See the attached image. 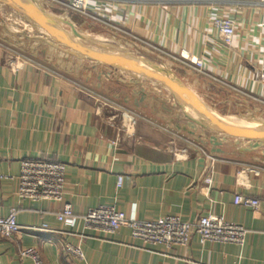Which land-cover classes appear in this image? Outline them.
Returning <instances> with one entry per match:
<instances>
[{"label":"crops","instance_id":"1","mask_svg":"<svg viewBox=\"0 0 264 264\" xmlns=\"http://www.w3.org/2000/svg\"><path fill=\"white\" fill-rule=\"evenodd\" d=\"M38 1L55 19L68 12L50 0ZM88 13L96 19L89 23L106 26L140 50L173 60L187 52L204 60L206 85L234 92L236 101L264 116L257 111L264 109V83L257 78L264 80V0H88ZM16 15L21 26L12 16L0 18V41L38 65L22 63L15 70L0 48V218L15 209L22 227L12 239L0 237V264H33L20 258L28 248H36L44 264H264V145L248 146L199 128L141 77L93 62L85 66ZM220 18L234 24L230 48L214 26ZM125 112L137 117L134 126L123 119ZM160 127L206 155L190 147L187 157H176L168 150L170 133ZM24 160L66 164L63 203L18 197ZM243 198L259 200V209L241 204ZM66 204L75 220L61 223L57 216ZM109 205L142 221L223 216L247 236L243 245H201L194 235L188 246L166 248L143 246L126 228L114 234L88 230L85 214ZM65 242L81 246L85 259L66 255Z\"/></svg>","mask_w":264,"mask_h":264},{"label":"built area","instance_id":"2","mask_svg":"<svg viewBox=\"0 0 264 264\" xmlns=\"http://www.w3.org/2000/svg\"><path fill=\"white\" fill-rule=\"evenodd\" d=\"M50 1L81 16L92 17L88 13V0ZM214 26L218 30L223 44L230 48L235 37L234 24L228 19L220 18L214 21ZM0 48L7 52L9 65L15 70H19L18 65L22 63L37 64L32 57L18 52L2 41H0ZM181 56L187 64L194 66L198 71L205 69L204 60L187 52L182 53ZM98 102L102 103L100 99H98ZM136 118L135 114L130 112H125L123 115V119L128 120L131 126L136 123ZM161 129L170 133L168 150L176 157H187L190 147L196 148L202 155H206L203 149L184 137L166 128ZM180 143H184L185 147H180ZM210 159L213 160V158ZM18 182L17 195L21 200L63 203L67 194V166L61 162L24 160L21 162V173ZM205 183L208 187L211 186L213 184L212 178H207ZM122 185L123 178L120 177L118 187L120 188ZM240 200H242L241 204L253 210H258L260 207V201L257 199L243 198ZM17 214V210L14 209L7 217L0 218L1 238L12 239L21 231L22 227L18 223ZM57 220L61 223L75 220V213L70 204L63 207L61 213L57 216ZM83 221L86 228L92 232L114 234L126 228L130 231L133 240L143 246L185 247L189 245L194 235L199 236L201 245L207 243L243 245L247 236V231L242 226L227 221L223 216L211 214L195 222H183L180 218L174 216L142 221L134 217H128L115 205L90 209L83 217ZM42 230L52 231L47 226H44ZM63 248L65 254L71 258L79 261L85 259L81 246L65 242ZM20 258L30 260L33 264H44L36 248L22 250Z\"/></svg>","mask_w":264,"mask_h":264},{"label":"water","instance_id":"3","mask_svg":"<svg viewBox=\"0 0 264 264\" xmlns=\"http://www.w3.org/2000/svg\"><path fill=\"white\" fill-rule=\"evenodd\" d=\"M0 2L43 30L52 44L67 49V54L109 69L130 72L163 87L172 96L185 117L202 129L224 137L258 139L264 142V123L228 119L205 109L182 80L169 68L155 64L133 53H107L79 44L70 33L59 25L53 16L48 14L34 0H0Z\"/></svg>","mask_w":264,"mask_h":264},{"label":"rangeland","instance_id":"4","mask_svg":"<svg viewBox=\"0 0 264 264\" xmlns=\"http://www.w3.org/2000/svg\"><path fill=\"white\" fill-rule=\"evenodd\" d=\"M35 1L36 3H38L40 7L43 8V4L41 2H39L38 0ZM45 11L48 13L47 10ZM16 14L13 11H11L4 3L0 2V18L2 20H5V18L8 20V18L10 19V16H12L13 19L11 20H13V22H16V18H17L19 22V26H21L23 24V20ZM56 20L58 21L59 25H61V27L65 31L70 33L79 44L87 48H91L94 50L107 52V53H115V52L133 53L155 64L169 68L182 80L184 85L192 93V95L196 98V100L202 105V107L219 116L228 119L245 120L250 123H264V116H259V112L256 111L252 113L250 111L251 108L246 109L244 105L236 101V99L234 98L235 96L234 92L230 94L220 89H217L216 87L213 86L209 87L208 84L206 85L203 79H205V76H208L207 73L204 70L198 71L194 66L187 64L185 60L182 58V56L175 58L176 60H173V58H170L168 56L158 55L156 54L155 51L152 50L151 53L147 50H143V49L140 50L137 48L136 42L133 41L131 42V40L129 41L128 38L124 37L121 34H114L112 31L107 29L106 26H104L105 24L102 25L99 23L104 27L92 25L89 22L90 21L94 22L96 21L95 19H92L91 17L81 16L70 10H68V12L64 14L63 18L56 17ZM1 41L6 45L15 48L14 46L8 44L5 40L2 39ZM15 49L18 52L24 54L17 48ZM84 61H85L84 62L85 66H90V64H92L91 61L88 60H84ZM130 74L135 75L132 73ZM257 78L260 82L264 83V80L260 79L261 78L260 75H257ZM142 81L147 83V85H151L154 86L155 88L160 89L161 91H163V94L169 98V100L176 103L172 98V96L163 87L151 81H147L144 79H142ZM95 100L97 99L95 98ZM259 109H261V111L264 110L263 108H257V111ZM147 120L149 122H152L153 124L163 125V123L156 122V120L151 118H148ZM185 120L188 119L186 118ZM218 136H220V138H228L221 135ZM239 140H241L242 143L248 146H261L262 144L264 145V142H261L258 139L248 140L245 138H241ZM179 146L183 147L181 145Z\"/></svg>","mask_w":264,"mask_h":264}]
</instances>
